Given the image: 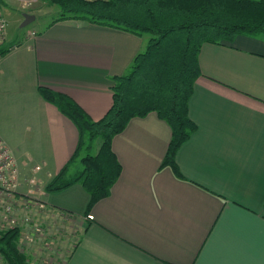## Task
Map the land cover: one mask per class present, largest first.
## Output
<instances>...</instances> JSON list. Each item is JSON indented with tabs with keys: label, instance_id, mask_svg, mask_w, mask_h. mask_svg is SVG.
I'll return each mask as SVG.
<instances>
[{
	"label": "crops",
	"instance_id": "0c3cea01",
	"mask_svg": "<svg viewBox=\"0 0 264 264\" xmlns=\"http://www.w3.org/2000/svg\"><path fill=\"white\" fill-rule=\"evenodd\" d=\"M43 27L2 46L0 136L17 160L19 192L38 184L45 214L61 222L59 263L264 264V33L202 44L189 100L197 129L176 154L184 178L161 167L169 123L155 111L133 117L112 140L121 174L88 218L81 183L45 189L76 150L79 129L39 86L100 119L113 102L112 77L148 37L74 18ZM29 250L41 252V242Z\"/></svg>",
	"mask_w": 264,
	"mask_h": 264
},
{
	"label": "trees",
	"instance_id": "16d2710c",
	"mask_svg": "<svg viewBox=\"0 0 264 264\" xmlns=\"http://www.w3.org/2000/svg\"><path fill=\"white\" fill-rule=\"evenodd\" d=\"M43 1L60 9L53 22L82 19L148 37L129 71L112 77L113 102L100 119L92 118L66 93L39 86L42 96L79 129L76 150L45 189L55 191L81 183L90 194L85 211L90 213L98 200L110 194L122 171L112 147L114 136L133 117L152 111L166 120L172 131L161 167L169 166L177 177L184 178L176 154L197 129L189 114V100L201 74V46L206 41H233L242 33H264V0ZM77 161L82 168L71 175L70 168ZM21 236L20 226L0 232V253L7 264H29L28 254L20 247Z\"/></svg>",
	"mask_w": 264,
	"mask_h": 264
},
{
	"label": "rangeland",
	"instance_id": "374dc122",
	"mask_svg": "<svg viewBox=\"0 0 264 264\" xmlns=\"http://www.w3.org/2000/svg\"><path fill=\"white\" fill-rule=\"evenodd\" d=\"M3 8L4 12L9 20V39L17 41L19 39H22L23 36H25L26 31L30 29H40L44 28L43 26L47 25L49 22L53 21L54 18L59 16L60 9L57 5L50 4L43 0H36V3L34 5V8L29 10V13H32L36 16V18L30 22L28 25L21 26V23L24 19V12L21 10L14 0H5L3 2ZM260 34V33H258ZM127 70L126 72H128ZM7 110H5V119H7ZM2 118H4V114L2 112ZM99 140L95 141V146L97 145V142ZM79 160V159H78ZM82 168L81 162L77 161L74 162V164L70 168L71 175H74L76 172H78ZM34 180V179H30ZM31 189L29 187H26V199L30 203V206L25 207L24 209H18L17 212L19 213L20 217V227H21V250L25 251L28 254L29 264H61L62 259H64L63 254L60 253L59 256L56 253H53V250H55L56 246L58 245L55 240V234L60 235L62 232V229L59 228L61 225V222H55V217H51L48 215V213L45 214L44 208L39 207V202H37V199H39V196H37L36 191L39 189L38 184L32 183ZM20 190V187H19ZM24 192V191H22ZM32 203V204H31ZM37 203V204H36ZM28 204V203H26ZM30 211V213L28 212ZM89 214V213H88ZM30 217L29 220H27V217ZM63 217H60V219ZM50 220L54 223L50 224ZM73 222V221H70ZM58 225V226H56ZM72 227L70 226V229ZM55 229V230H53ZM77 229L74 227V230ZM36 240L41 242V252L35 253V251L32 253L30 248V242H33V245L35 244ZM65 242L60 243V247L65 248L64 245ZM35 246H33L34 249ZM58 248V246H57ZM61 250V248H60ZM58 251V250H57ZM65 251H67L65 249ZM0 264H7L5 261L2 253H0Z\"/></svg>",
	"mask_w": 264,
	"mask_h": 264
},
{
	"label": "built area",
	"instance_id": "2783aa9c",
	"mask_svg": "<svg viewBox=\"0 0 264 264\" xmlns=\"http://www.w3.org/2000/svg\"><path fill=\"white\" fill-rule=\"evenodd\" d=\"M14 1L25 12L33 9L36 3V0ZM3 2L5 0H0V59L3 55L2 46L7 41L9 35V20L4 12ZM30 34H35V31L32 30ZM20 182L21 177L17 160L11 148L0 136V232L14 226H19V210L30 206V203L26 199L27 193L21 194L19 192ZM37 202H39V207H45V203L40 199H37ZM88 217L92 218V214H88ZM26 219L29 220L30 217L28 216Z\"/></svg>",
	"mask_w": 264,
	"mask_h": 264
},
{
	"label": "water",
	"instance_id": "95a60500",
	"mask_svg": "<svg viewBox=\"0 0 264 264\" xmlns=\"http://www.w3.org/2000/svg\"><path fill=\"white\" fill-rule=\"evenodd\" d=\"M36 18V16L32 13L29 12H24V19L21 23V26H25L28 25L30 22H32L34 19Z\"/></svg>",
	"mask_w": 264,
	"mask_h": 264
}]
</instances>
